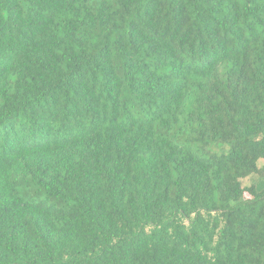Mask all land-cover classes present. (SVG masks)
Here are the masks:
<instances>
[{
  "label": "trees",
  "instance_id": "trees-1",
  "mask_svg": "<svg viewBox=\"0 0 264 264\" xmlns=\"http://www.w3.org/2000/svg\"><path fill=\"white\" fill-rule=\"evenodd\" d=\"M0 264H264V0H0Z\"/></svg>",
  "mask_w": 264,
  "mask_h": 264
},
{
  "label": "rangeland",
  "instance_id": "rangeland-1",
  "mask_svg": "<svg viewBox=\"0 0 264 264\" xmlns=\"http://www.w3.org/2000/svg\"><path fill=\"white\" fill-rule=\"evenodd\" d=\"M245 196H246V197H249V195H248V194H245Z\"/></svg>",
  "mask_w": 264,
  "mask_h": 264
}]
</instances>
